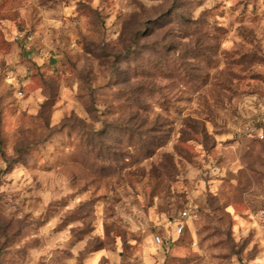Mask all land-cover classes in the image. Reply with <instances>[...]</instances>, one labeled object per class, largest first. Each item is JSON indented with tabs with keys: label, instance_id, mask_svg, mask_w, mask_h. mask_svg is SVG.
<instances>
[{
	"label": "rangeland",
	"instance_id": "1",
	"mask_svg": "<svg viewBox=\"0 0 264 264\" xmlns=\"http://www.w3.org/2000/svg\"><path fill=\"white\" fill-rule=\"evenodd\" d=\"M0 264H264V0H0Z\"/></svg>",
	"mask_w": 264,
	"mask_h": 264
}]
</instances>
